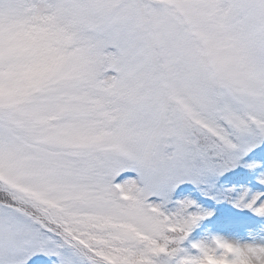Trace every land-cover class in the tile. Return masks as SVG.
<instances>
[{"label": "snow or ice", "instance_id": "1", "mask_svg": "<svg viewBox=\"0 0 264 264\" xmlns=\"http://www.w3.org/2000/svg\"><path fill=\"white\" fill-rule=\"evenodd\" d=\"M0 264H264V0H0Z\"/></svg>", "mask_w": 264, "mask_h": 264}]
</instances>
